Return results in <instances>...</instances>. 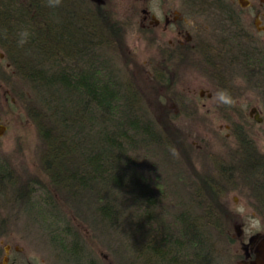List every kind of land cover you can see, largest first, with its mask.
<instances>
[{
	"label": "rangeland",
	"instance_id": "rangeland-1",
	"mask_svg": "<svg viewBox=\"0 0 264 264\" xmlns=\"http://www.w3.org/2000/svg\"><path fill=\"white\" fill-rule=\"evenodd\" d=\"M127 2L115 6V17L126 21L125 28H119L112 43L100 52L124 82L135 84L144 111L171 143L167 149L141 145L131 152L147 194L138 197L121 190L114 195L105 189L122 210L112 222L100 212L105 202L96 192L76 196L74 190L53 181L44 162L47 144L27 111L40 95L0 46V124L4 126L0 162L15 174L0 186V248L4 252L7 243L20 246L22 250L12 254L17 264H148L144 258L152 254L146 248L161 245L164 230L167 236L183 239L178 234L181 216L195 215L202 219L206 240L212 241L216 264H244L243 243L255 233L264 234V212L238 167L240 135L264 159V119L258 122L250 115L254 105L264 112V78L247 79L232 66L235 78L229 75L220 82L208 77L199 54L173 61L163 70L165 62L154 33L142 31L139 18L122 19L121 14L131 11L123 8ZM222 22L219 15L205 16L200 26L218 35ZM229 85L242 93L230 105L221 104L217 94ZM216 158L233 166L234 173L226 193L215 200L211 192H198V187L214 171ZM213 200L223 213L216 227L200 216ZM138 248L144 256H139ZM74 251L81 254L78 260Z\"/></svg>",
	"mask_w": 264,
	"mask_h": 264
},
{
	"label": "trees",
	"instance_id": "trees-1",
	"mask_svg": "<svg viewBox=\"0 0 264 264\" xmlns=\"http://www.w3.org/2000/svg\"><path fill=\"white\" fill-rule=\"evenodd\" d=\"M124 24L113 14L89 9L85 0H61L52 6L48 0L0 3V46L40 95L27 111L47 144V171L55 183L74 190L76 196L96 192L105 202L100 212L112 222L119 219L122 210L115 207L116 198L108 196L106 190L114 195L121 190L138 197L147 194L136 167L138 160L131 152L141 145L171 147L168 137L144 111L135 84L124 82L101 56V48L112 43ZM24 30L29 33L27 38L20 35ZM21 39L26 42L21 44ZM243 135L238 167L264 212V159ZM4 165L0 162V186L15 178L13 170ZM233 171V166L216 158L214 171L204 177L198 192L204 189L214 199L220 198L232 182ZM213 201L200 216L216 227L223 213ZM201 222L199 216H181L178 234L183 239L167 236L164 230L159 236L161 245L148 246L146 251L152 256L144 260L148 264H216L212 241L206 240ZM143 253L138 248L140 257ZM73 254L77 260L81 255L78 251Z\"/></svg>",
	"mask_w": 264,
	"mask_h": 264
},
{
	"label": "flooded vegetation",
	"instance_id": "flooded-vegetation-1",
	"mask_svg": "<svg viewBox=\"0 0 264 264\" xmlns=\"http://www.w3.org/2000/svg\"><path fill=\"white\" fill-rule=\"evenodd\" d=\"M86 1L89 9L99 7L105 14L117 16L115 6L125 0ZM123 8L131 11L121 14L122 19L139 18V28L154 33L166 63L163 70L173 61L199 54L208 77L218 78L220 82L233 76L229 69L232 66L244 72L247 79L258 82L259 76L264 78V0H129ZM212 15L224 20L218 35L217 31L200 26L203 17ZM230 85L224 91L236 100L242 89L236 92ZM262 112V108L254 105L250 115L255 120L258 115L263 121ZM19 250H22L20 246L9 243L4 252L0 248V264H17L12 254Z\"/></svg>",
	"mask_w": 264,
	"mask_h": 264
},
{
	"label": "water",
	"instance_id": "water-1",
	"mask_svg": "<svg viewBox=\"0 0 264 264\" xmlns=\"http://www.w3.org/2000/svg\"><path fill=\"white\" fill-rule=\"evenodd\" d=\"M257 119L259 121L262 120V118L258 117ZM4 132V126L0 124V135ZM242 234V231L238 230V235L240 236ZM243 249L245 251V257L246 261H244V264H264V234L256 233L249 237V240L247 243H243ZM252 253H254V257L250 260L249 259L252 256Z\"/></svg>",
	"mask_w": 264,
	"mask_h": 264
},
{
	"label": "clouds",
	"instance_id": "clouds-1",
	"mask_svg": "<svg viewBox=\"0 0 264 264\" xmlns=\"http://www.w3.org/2000/svg\"><path fill=\"white\" fill-rule=\"evenodd\" d=\"M49 6H52L54 4H60L61 0H48ZM20 35L23 38H27V36L29 35L27 30H24L20 33ZM25 39H21L20 43L23 44L25 43ZM239 79V78H237ZM218 100L221 104H226V105H230L233 101H232V97L231 95L227 92V91H221L218 94Z\"/></svg>",
	"mask_w": 264,
	"mask_h": 264
}]
</instances>
